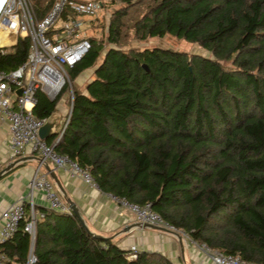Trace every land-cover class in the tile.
<instances>
[{"label": "trees", "instance_id": "trees-1", "mask_svg": "<svg viewBox=\"0 0 264 264\" xmlns=\"http://www.w3.org/2000/svg\"><path fill=\"white\" fill-rule=\"evenodd\" d=\"M30 1L38 19L53 0ZM117 1L104 36H90L68 69L69 79L85 69L91 76L84 92L71 84L69 117L53 149L85 167L101 191L148 202L191 240L264 264V0ZM164 35L207 55L126 47L130 37ZM27 46L28 38H17L0 69L17 67ZM59 95L35 93L32 113L47 117ZM28 209L0 244L2 264H27L29 252L30 264H174L152 251L127 259L129 250L46 207L29 251Z\"/></svg>", "mask_w": 264, "mask_h": 264}, {"label": "built area", "instance_id": "built-area-1", "mask_svg": "<svg viewBox=\"0 0 264 264\" xmlns=\"http://www.w3.org/2000/svg\"><path fill=\"white\" fill-rule=\"evenodd\" d=\"M100 8V0H53L46 12L37 19L30 0H0V55L12 48L17 38H28L24 60L13 69H0V120L6 122L9 155L19 157L28 152L39 156L40 162L48 159L54 167L63 168L69 175H77L93 186L96 184L88 170L79 167L66 154L57 153L53 146L59 140L70 113L72 89L67 69L77 63L90 47L84 19L93 18ZM63 88L67 90L69 107L54 141L47 144L38 137V130L46 117H37L32 113L36 102L35 93L40 92L53 101ZM17 89L20 90L19 94L16 93ZM29 186L41 191L46 208L69 213L52 182L44 175H34ZM110 196L130 210L137 222L185 234L153 211L148 202L137 204ZM25 204V201L19 200L8 207L0 205V244L12 235L18 222L25 217ZM40 216L42 213L35 214L30 204L28 219L22 227L30 239L34 236L35 220ZM191 242L213 264H254L236 254H225L210 248L203 242ZM128 250L127 259L135 258L134 246ZM2 258L0 253V264ZM33 261V255H28L27 264Z\"/></svg>", "mask_w": 264, "mask_h": 264}, {"label": "crops", "instance_id": "crops-1", "mask_svg": "<svg viewBox=\"0 0 264 264\" xmlns=\"http://www.w3.org/2000/svg\"><path fill=\"white\" fill-rule=\"evenodd\" d=\"M90 76L91 73L87 79L79 81V84H82L79 88L82 92ZM68 105L64 103L61 106L55 105L59 115L57 125L66 115ZM59 129L55 127L56 132ZM17 159L19 160L16 163L0 173V205L2 207H8L22 200L28 206L32 204L35 214L40 213V209L46 207L41 191L31 189L29 181L34 175H44L52 182L68 209V200L74 204L90 232L111 239L117 247L128 250L130 246H134L136 251L158 252L174 264H213L187 235L136 226V219L132 212L114 201L109 193L85 183L77 175H69L63 168L54 167L48 159L40 162L39 156L28 152L19 157H11L7 148L6 122L0 120V171ZM45 165L54 178L45 169ZM126 226L129 228L123 231Z\"/></svg>", "mask_w": 264, "mask_h": 264}, {"label": "rangeland", "instance_id": "rangeland-1", "mask_svg": "<svg viewBox=\"0 0 264 264\" xmlns=\"http://www.w3.org/2000/svg\"><path fill=\"white\" fill-rule=\"evenodd\" d=\"M103 1L106 4V7L100 8L93 18L84 19V24L86 26L85 34L88 36H93L96 38L103 37L110 13L114 8H116L119 5V2L117 0H103ZM46 2L47 0H45V3ZM127 46H134L138 48L160 46V47H168L174 50H182L188 53H198L201 55H207V52L202 50L196 44L186 42L182 39H178L170 35H164L162 37L147 38L144 41H138L130 37L126 44V47ZM90 70L91 69H85L81 71L80 73H78L76 76H74L72 79H70L72 86L81 88L82 84H79V81L87 79L88 75L91 73ZM67 72H68V69H67ZM67 100H68L67 90H64L61 92L59 98L56 100L55 105L61 106L62 103H64V105L66 104L68 105ZM59 127H60V124L57 125V129H59Z\"/></svg>", "mask_w": 264, "mask_h": 264}, {"label": "water", "instance_id": "water-1", "mask_svg": "<svg viewBox=\"0 0 264 264\" xmlns=\"http://www.w3.org/2000/svg\"><path fill=\"white\" fill-rule=\"evenodd\" d=\"M142 67L146 70V66L144 64H142ZM16 93L19 94L20 93V90L17 89L16 90ZM71 109V107H70ZM69 109V111H70ZM59 123V115L57 114V111L54 110L52 111L46 118H45V121L44 123L41 125V127L39 128L38 130V137L41 138V139H45L47 137H50V136H56L57 132L55 130V127L57 126V124ZM58 142V140L56 141V143ZM55 143V144H56ZM19 159L17 160H14L9 166H7L4 170H1L0 173L2 171H5L6 169H8L11 165H13L14 163H16ZM45 169L47 171L50 172L49 168L47 167V165H45ZM52 178H54L53 174H51V172L49 173ZM68 204H69V211L70 213L75 216V218L78 220V222L83 226V228L88 232L90 233L91 235H93L94 237H97V238H107V237H104L102 235H99V234H95V233H92L88 230V228L86 227V225L84 224L81 216L79 215L76 207L74 206V204L72 202H70L68 200ZM136 226L138 227H143V228H150V229H155V230H164V228L160 227V226H157V225H152V224H148V223H140V222H137L136 221ZM129 228V226H126L123 231H126L127 229ZM31 240V243H30V248H29V251L31 250V245H32V239ZM31 254V252H29V255Z\"/></svg>", "mask_w": 264, "mask_h": 264}]
</instances>
